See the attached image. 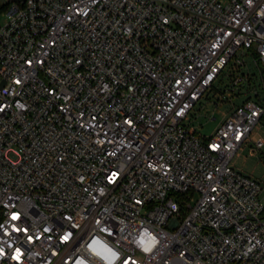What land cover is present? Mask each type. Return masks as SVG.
I'll use <instances>...</instances> for the list:
<instances>
[{"label":"built area","instance_id":"1","mask_svg":"<svg viewBox=\"0 0 264 264\" xmlns=\"http://www.w3.org/2000/svg\"><path fill=\"white\" fill-rule=\"evenodd\" d=\"M263 115L264 0H0V264H264Z\"/></svg>","mask_w":264,"mask_h":264},{"label":"rangeland","instance_id":"2","mask_svg":"<svg viewBox=\"0 0 264 264\" xmlns=\"http://www.w3.org/2000/svg\"><path fill=\"white\" fill-rule=\"evenodd\" d=\"M248 71L252 76V81L255 84L260 82L259 73L257 68L247 59ZM227 81L216 82L214 89L211 92L205 94L204 99L196 106L190 116V125H192L198 135L201 137H209L224 118V114L227 115L230 112V106L228 103H223L219 107H216L214 103L217 100L219 90L222 91ZM253 135H258L264 139V115L261 118L259 125L253 131ZM233 167L242 173L249 176L259 182L263 187L261 194V201L264 204V147L255 153H251L250 146H245L237 152L232 160Z\"/></svg>","mask_w":264,"mask_h":264}]
</instances>
